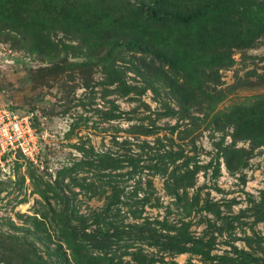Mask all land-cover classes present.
<instances>
[{
  "label": "rangeland",
  "instance_id": "rangeland-1",
  "mask_svg": "<svg viewBox=\"0 0 264 264\" xmlns=\"http://www.w3.org/2000/svg\"><path fill=\"white\" fill-rule=\"evenodd\" d=\"M0 104V264H264V0H0Z\"/></svg>",
  "mask_w": 264,
  "mask_h": 264
},
{
  "label": "built area",
  "instance_id": "built-area-1",
  "mask_svg": "<svg viewBox=\"0 0 264 264\" xmlns=\"http://www.w3.org/2000/svg\"><path fill=\"white\" fill-rule=\"evenodd\" d=\"M40 139L30 115L0 104V166L15 156L36 162Z\"/></svg>",
  "mask_w": 264,
  "mask_h": 264
},
{
  "label": "trees",
  "instance_id": "trees-1",
  "mask_svg": "<svg viewBox=\"0 0 264 264\" xmlns=\"http://www.w3.org/2000/svg\"><path fill=\"white\" fill-rule=\"evenodd\" d=\"M213 8H214L213 4H209L200 7L199 9L185 15H182L181 13H179L174 9L168 11H161L158 9L156 12L153 9H151L147 20L151 22L171 20V21L188 24L197 20L198 18H201L203 15L208 14V12H211ZM225 161L227 166L232 165L231 163H229L227 159H225Z\"/></svg>",
  "mask_w": 264,
  "mask_h": 264
}]
</instances>
